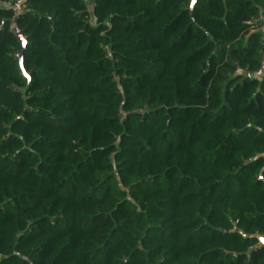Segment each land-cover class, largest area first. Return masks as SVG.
<instances>
[{"label": "trees", "instance_id": "trees-1", "mask_svg": "<svg viewBox=\"0 0 264 264\" xmlns=\"http://www.w3.org/2000/svg\"><path fill=\"white\" fill-rule=\"evenodd\" d=\"M24 3L0 6V264H264V0Z\"/></svg>", "mask_w": 264, "mask_h": 264}, {"label": "water", "instance_id": "water-1", "mask_svg": "<svg viewBox=\"0 0 264 264\" xmlns=\"http://www.w3.org/2000/svg\"><path fill=\"white\" fill-rule=\"evenodd\" d=\"M14 32L16 33V35L21 39L22 42V50L21 52L18 54L19 57V61H20V65H21V69H22V73L27 76L30 80V74H28L24 68L23 65V60H24V50L27 46L28 40L26 35L24 34V31L19 29L18 27L14 28ZM236 231H240L239 229H236ZM245 235V233H243ZM257 238L259 239V243L258 246H264V236L263 235H257Z\"/></svg>", "mask_w": 264, "mask_h": 264}, {"label": "built area", "instance_id": "built-area-1", "mask_svg": "<svg viewBox=\"0 0 264 264\" xmlns=\"http://www.w3.org/2000/svg\"><path fill=\"white\" fill-rule=\"evenodd\" d=\"M0 6L1 7L8 6V7L12 8L15 11V14H18L20 11H22L24 9L25 3H24V0L16 1V2H13V3L3 2V1L0 0ZM260 21H261L260 29H263L264 28V15L260 18ZM263 64H264V62H263ZM247 77L253 78L254 76L251 73H247Z\"/></svg>", "mask_w": 264, "mask_h": 264}, {"label": "crops", "instance_id": "crops-1", "mask_svg": "<svg viewBox=\"0 0 264 264\" xmlns=\"http://www.w3.org/2000/svg\"><path fill=\"white\" fill-rule=\"evenodd\" d=\"M261 74H262L261 77H263L264 76V66L262 68Z\"/></svg>", "mask_w": 264, "mask_h": 264}, {"label": "rangeland", "instance_id": "rangeland-1", "mask_svg": "<svg viewBox=\"0 0 264 264\" xmlns=\"http://www.w3.org/2000/svg\"><path fill=\"white\" fill-rule=\"evenodd\" d=\"M261 26V25H260ZM260 29V28H259ZM260 31H262L263 35H264V28L263 29H260Z\"/></svg>", "mask_w": 264, "mask_h": 264}]
</instances>
